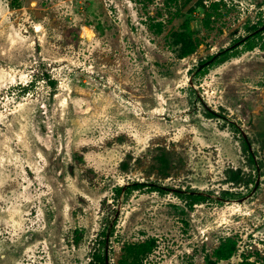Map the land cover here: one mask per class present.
<instances>
[{
  "label": "rangeland",
  "instance_id": "1",
  "mask_svg": "<svg viewBox=\"0 0 264 264\" xmlns=\"http://www.w3.org/2000/svg\"><path fill=\"white\" fill-rule=\"evenodd\" d=\"M104 237L107 264H264V0H0V264Z\"/></svg>",
  "mask_w": 264,
  "mask_h": 264
},
{
  "label": "trees",
  "instance_id": "2",
  "mask_svg": "<svg viewBox=\"0 0 264 264\" xmlns=\"http://www.w3.org/2000/svg\"><path fill=\"white\" fill-rule=\"evenodd\" d=\"M234 50H235V47L225 50L218 55V58L225 57L229 55L230 53H232ZM137 186L145 187L146 185L143 183H140V184H137ZM192 200L194 203H198V202L205 200V198L202 195H195V196H192ZM100 243H101L100 248L94 253L93 259L90 262V264H107L106 262L107 261L106 238L104 237L103 239H101Z\"/></svg>",
  "mask_w": 264,
  "mask_h": 264
},
{
  "label": "bare ground",
  "instance_id": "3",
  "mask_svg": "<svg viewBox=\"0 0 264 264\" xmlns=\"http://www.w3.org/2000/svg\"><path fill=\"white\" fill-rule=\"evenodd\" d=\"M39 26V25H38ZM37 26V27H38ZM38 29V28H37ZM37 31V30H36ZM40 32V31H39ZM87 32V31H86ZM94 36V33L93 32H91L90 30H88V32H87V37H88V39H91L92 37Z\"/></svg>",
  "mask_w": 264,
  "mask_h": 264
}]
</instances>
